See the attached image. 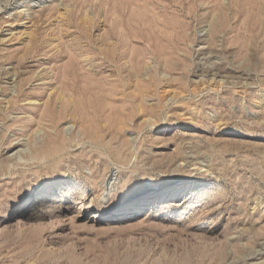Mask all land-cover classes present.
Segmentation results:
<instances>
[{"label":"rangeland","instance_id":"1","mask_svg":"<svg viewBox=\"0 0 264 264\" xmlns=\"http://www.w3.org/2000/svg\"><path fill=\"white\" fill-rule=\"evenodd\" d=\"M0 264H264V0H0Z\"/></svg>","mask_w":264,"mask_h":264},{"label":"bare ground","instance_id":"2","mask_svg":"<svg viewBox=\"0 0 264 264\" xmlns=\"http://www.w3.org/2000/svg\"><path fill=\"white\" fill-rule=\"evenodd\" d=\"M35 3H36V2H35ZM163 77H164V76H163ZM47 189H48V186L44 187V188L40 191V193H42L41 195H43V193H44ZM38 195H39V194H38ZM41 195H40V196H41ZM41 197H42V196H41ZM172 211H173V210H171V214H172ZM176 211H177V212H176V213L174 212V213L171 215V217H174V216L180 214V212H179L180 210L176 209Z\"/></svg>","mask_w":264,"mask_h":264}]
</instances>
